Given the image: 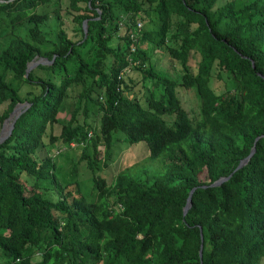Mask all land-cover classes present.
I'll return each instance as SVG.
<instances>
[{
	"label": "trees",
	"instance_id": "trees-1",
	"mask_svg": "<svg viewBox=\"0 0 264 264\" xmlns=\"http://www.w3.org/2000/svg\"><path fill=\"white\" fill-rule=\"evenodd\" d=\"M61 10L75 38L62 21L57 39L44 32ZM37 56L51 63L26 76ZM179 87L198 92V117ZM20 102L0 144V264H264V0H0V132ZM117 132L165 173L95 174L90 198L59 179L53 146L80 145L96 170Z\"/></svg>",
	"mask_w": 264,
	"mask_h": 264
},
{
	"label": "rangeland",
	"instance_id": "rangeland-1",
	"mask_svg": "<svg viewBox=\"0 0 264 264\" xmlns=\"http://www.w3.org/2000/svg\"><path fill=\"white\" fill-rule=\"evenodd\" d=\"M225 0H220L224 2ZM239 2H244L245 0H238ZM61 21L64 23V27L68 29L70 34L75 38L74 35V24L71 20V16L65 11L61 10L56 13H52L50 20L43 25L44 32L50 39H57L58 31L60 29ZM25 34V33H23ZM154 62L156 67L159 68H168L169 73L176 77L177 71L173 68L179 69L178 63L172 66L169 57L162 50L155 51ZM192 66L194 69L197 68V59L192 60ZM10 75L8 76V78ZM226 75L224 79L217 77L216 72L214 73L211 84L212 86L221 93L228 87L226 83ZM79 88H76L72 91L71 97L69 98V105L71 106L74 96L78 92ZM178 93L192 117H198L200 114V97L196 89L187 90L184 87H179ZM135 94V93H134ZM133 95V94H132ZM131 95V96H132ZM3 128V127H2ZM56 133L60 132V128H56ZM116 143L114 146V162L111 163L108 167H105L101 161V167L99 169L93 170L87 167L85 161H81V156L83 154V148L77 144H72L71 147L60 146L52 147L49 150V154H54L58 169L57 175L63 183L71 182L75 179H78L81 182L84 193L88 198L91 196V192L94 188V175L98 174L108 181H111L119 172L129 171L134 175H139L142 178L152 177V176H161L165 173L166 164L164 163L161 157L152 158L147 146V143L144 141L131 144L128 142L126 135L123 132L115 133ZM92 152V157L95 159V155ZM103 148L98 153L97 157L101 158L103 156ZM48 154L47 148L42 147L39 156L46 157ZM77 165V172L73 170V167ZM130 168V170H127ZM48 185H52L49 184Z\"/></svg>",
	"mask_w": 264,
	"mask_h": 264
},
{
	"label": "water",
	"instance_id": "water-1",
	"mask_svg": "<svg viewBox=\"0 0 264 264\" xmlns=\"http://www.w3.org/2000/svg\"><path fill=\"white\" fill-rule=\"evenodd\" d=\"M83 26H84L85 32L87 34V32H88V21L87 20L84 21ZM41 63L45 64V63H51V62H49V60L47 58H45V57H40V56L35 57L28 64V67H27V70H26V76L29 75L30 71L33 68H35L37 65H39ZM29 105L30 104L27 103V102H24V103L20 102V103H18L15 106V108L13 109V111L11 112L9 117L6 119V121H5L4 125H3V128H2V130L0 132V144L5 142L8 139V137L11 135V133H12L14 127H15V123H16L17 119L21 116V114L25 110L24 107L26 106V108H27ZM259 138L260 137H258L256 139V141H258ZM255 151H256V145H254V147L252 148L251 153L239 163V165L237 166L236 170H238L239 168L243 167L250 160V158L254 155ZM230 177H231V175L230 176H223V177L219 178L218 180H216L215 182H213L210 186H213V187L220 186L223 182L227 181ZM204 187H207V185H204ZM196 189H197V187H194L191 190V192H190V195H189L188 200H187V204L184 207V215L188 212L189 208L192 205L193 193H194V191ZM202 248H203V245H201V249H200V255L201 256H202Z\"/></svg>",
	"mask_w": 264,
	"mask_h": 264
},
{
	"label": "built area",
	"instance_id": "built-area-1",
	"mask_svg": "<svg viewBox=\"0 0 264 264\" xmlns=\"http://www.w3.org/2000/svg\"><path fill=\"white\" fill-rule=\"evenodd\" d=\"M141 25H142L141 23L138 24L139 27H141Z\"/></svg>",
	"mask_w": 264,
	"mask_h": 264
}]
</instances>
